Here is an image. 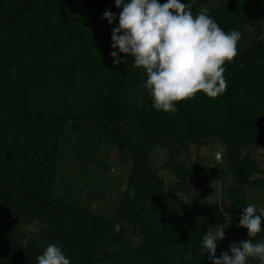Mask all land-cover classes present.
Listing matches in <instances>:
<instances>
[{
	"label": "trees",
	"instance_id": "16d2710c",
	"mask_svg": "<svg viewBox=\"0 0 264 264\" xmlns=\"http://www.w3.org/2000/svg\"><path fill=\"white\" fill-rule=\"evenodd\" d=\"M207 1L197 0L193 15ZM106 10L117 17L112 24L103 19ZM121 10L115 0H0V264H37L43 253L11 234L28 210L49 222L48 244L61 247L71 264H211L202 238L217 219L203 192L198 204L179 196L191 192L189 168L176 159L180 149L173 150L170 135L182 146L218 135L229 152L264 143V39L244 51L238 42L223 95L198 93L178 103L176 114L158 112L143 87L146 72L131 56L120 53L124 62L116 65L110 55ZM209 15L225 31L261 30L264 0H220ZM85 123H97L131 163L114 220L54 194L67 131ZM156 146L170 151L172 193L153 165ZM232 167L241 182L263 171L239 157ZM215 174L196 170L199 181ZM232 210L242 215L238 206Z\"/></svg>",
	"mask_w": 264,
	"mask_h": 264
},
{
	"label": "rangeland",
	"instance_id": "374dc122",
	"mask_svg": "<svg viewBox=\"0 0 264 264\" xmlns=\"http://www.w3.org/2000/svg\"><path fill=\"white\" fill-rule=\"evenodd\" d=\"M196 1L186 0L185 3H189L191 7ZM219 1L208 0L195 15L201 11L210 14ZM158 2L164 3L166 0ZM240 32L242 47L239 51L246 50L258 39H264V26L259 30L256 26L246 25ZM170 136L173 150L180 149L176 159L189 168L186 185L191 188V192L179 193V196L187 202L198 204L196 195L203 192L204 201L211 205L217 219L213 226L222 224L226 228V238L218 242L219 257L222 251H228L230 244H239L249 238L247 230L238 227L239 214L235 215L232 209L238 206L242 214L243 208L249 203L256 204L257 208L264 207V143H255L229 152L218 135L206 137L201 142L188 143L186 146L181 145L177 136ZM63 146L55 175L54 194L72 204L114 220L131 172L128 157L115 148L109 135L102 131L97 123H85L80 130L69 128ZM169 157L168 148L161 146L154 148L153 165L167 179V189L172 193L177 178L166 167ZM238 157L247 159L250 163L254 162L263 169L262 173L241 182L233 173L232 167L233 159ZM200 167L214 168L216 174L205 181H199L196 170ZM229 216L232 217L231 226ZM213 226L209 230H212ZM10 231L20 241L33 242L41 250H45L51 227L49 222L34 217L28 210L18 217L17 223ZM126 238H131L133 243L140 241L135 235H127ZM261 240H264V231L254 238V242ZM248 264L259 262L250 258Z\"/></svg>",
	"mask_w": 264,
	"mask_h": 264
},
{
	"label": "clouds",
	"instance_id": "9594fccd",
	"mask_svg": "<svg viewBox=\"0 0 264 264\" xmlns=\"http://www.w3.org/2000/svg\"><path fill=\"white\" fill-rule=\"evenodd\" d=\"M115 6L122 10L119 26L112 29L110 55L116 65L124 62L120 53L131 56L134 66L146 72L143 87L156 111L176 114L178 103L192 100L198 93L214 99L226 92L225 65L238 55L240 31H225L204 11L193 15L190 4L182 0H115ZM103 19L112 24L117 17L106 10ZM229 219L231 226L232 217ZM238 227L246 229L249 238L230 244L219 257L218 242L226 238V228L213 226L203 235V255L208 254L211 264H248L250 258L264 264V240L254 242L264 231V207L249 203L243 208ZM37 264L71 261L61 247L49 243L37 257Z\"/></svg>",
	"mask_w": 264,
	"mask_h": 264
},
{
	"label": "water",
	"instance_id": "95a60500",
	"mask_svg": "<svg viewBox=\"0 0 264 264\" xmlns=\"http://www.w3.org/2000/svg\"><path fill=\"white\" fill-rule=\"evenodd\" d=\"M219 156H220V154H218V155H217V157H219ZM132 193L134 194V193H135V191L133 190V192H132Z\"/></svg>",
	"mask_w": 264,
	"mask_h": 264
}]
</instances>
